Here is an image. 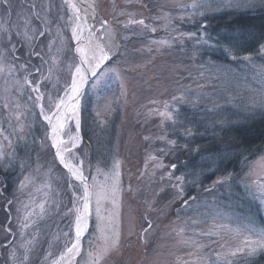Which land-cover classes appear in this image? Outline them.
<instances>
[{
    "label": "rangeland",
    "instance_id": "374dc122",
    "mask_svg": "<svg viewBox=\"0 0 264 264\" xmlns=\"http://www.w3.org/2000/svg\"><path fill=\"white\" fill-rule=\"evenodd\" d=\"M93 1L97 17L96 26L99 27V20H107L114 32V42L119 44L112 61L108 63L114 64L120 75L119 78L113 76L105 79L95 89L89 87L86 91L81 110L83 142L76 151L84 159L86 174L90 176L96 175L97 167L104 172H110L113 162L120 161V180L123 188L119 214L120 247L108 258L106 264H207L203 257L215 259L216 253L222 254V260L232 259L236 262L239 255L225 257L223 254L228 248L235 247L238 239L218 226L227 224L235 227L237 219L246 220L249 217L238 215L232 223L228 212L221 209V200L214 198L211 202L214 204L213 215L205 217L202 212L207 201L190 202L191 199H185V194L180 198L176 195L178 189L171 186L176 183L174 178L185 172V163H181V170H177V166L175 171H172L170 165L175 156L187 150L186 147H179L177 143L181 136H186L187 140L190 138L191 135L186 129L193 131L190 123H193L195 117H198L196 123L202 124L207 119H217L220 123L225 121V115L248 109L245 101L264 89V78L261 76V73H264V51L263 55L251 58V61L230 59L228 62L223 59L216 63L211 58H204L199 50V45L203 43L199 42L197 37L205 38V35L199 33L201 30L197 31L195 22H201L215 11H207L203 17L195 16L190 19L195 10L190 8L184 12L181 6L190 5L193 0ZM10 3V18L5 12V6L0 4V23L9 26L22 24L24 17L32 11L28 5L34 3L35 11L47 15L52 21V35H55L56 25L59 24L64 29L63 36L70 38V27L65 25V20L71 13L64 0H10ZM169 13L173 18L172 26L166 30V21L158 17ZM60 17L65 19L61 20ZM138 19H144L146 23L156 27L157 31L152 33L143 26L132 23ZM32 23L40 26L39 21L33 20ZM125 24L128 26L124 27ZM179 33L195 35L180 36L170 47L152 43L153 40L171 39ZM17 39L14 36L13 43H16L19 49L18 54L22 55L20 60H12L17 66L13 69V76H7L6 72L0 74V127L4 129V135H9L12 140V148L6 151L11 152L14 149L16 153L11 167H0V211L4 213L0 215V229L3 234L2 240L0 239V264H13L10 258L12 248L15 247L18 254L23 252L19 247L22 243L19 220L24 215V204L31 202L35 206L46 198L48 204L45 207L49 211L43 219L36 221L34 227L27 229L25 234L26 240L34 232L38 233L26 264H50L52 259L58 258L64 251L68 240V237L63 235V232L69 230L71 220L70 215H64L66 209L72 206L68 177L56 161L50 139L46 135L45 122L39 116L38 108L32 107V101L27 99L30 94H34L27 88L23 90L22 95L14 88L9 93L3 90L11 84L17 72L21 76L24 74L18 67L21 61L40 66L47 76L48 68L52 65L49 58L55 55V46L53 52L49 53L45 46L49 39L47 33L34 42L33 47L42 51L45 59L49 60L48 64L41 65L38 58L29 55L26 46L21 47L23 41L17 43ZM74 46V41L68 39L66 50L60 54L58 65L53 68L51 81L44 82L47 84V90L44 84H41V90L46 92V104L47 96L55 98L64 81L69 79L67 66L73 62ZM149 48L152 51H149ZM8 55L11 59L12 54ZM27 70L33 71L32 68ZM5 95L9 97L11 105L8 109L3 107ZM181 96L184 99H174ZM16 99L19 100L21 111L31 108L34 113L29 115L27 120L21 117L20 123H31L30 127H25V131L20 133L24 139L17 135V121L14 116L17 110L12 103ZM166 103L172 106L173 110H179L176 114V124L164 120L159 114L164 110ZM255 109L261 108L256 107L252 111ZM187 115L192 116V120H187ZM171 140L176 141L175 146L169 143ZM0 141H3L2 135ZM152 156L157 159H151ZM21 162L24 164L23 169L20 167ZM161 163L165 167H158ZM261 163H264V151L247 160L238 174L233 175L234 182L231 184L232 188L237 187L246 199L257 205L259 216L251 218L258 228L264 225V206L259 203V194L247 190L241 178H247L249 183L255 179L264 180ZM49 169L50 175H45ZM250 171H255V175L248 176ZM8 172L15 173L12 183L16 189L8 191L7 201L2 199V196L5 195L4 178ZM169 172L173 177L171 180ZM29 174L34 177V183L20 191L19 181ZM187 177L184 181V193L191 184ZM46 182L52 184V190L47 197L45 192L48 190L44 188ZM231 187H222L220 192L224 190L227 195ZM53 201L59 202L58 210ZM185 201L187 206L183 207ZM217 202L220 207L216 206ZM210 207L212 208V205ZM208 232L216 234L204 235ZM145 239L147 243L144 242ZM190 241H196L206 247L198 251ZM84 247L87 248L86 243ZM49 252L51 256L48 255ZM83 256L84 252L81 253V257ZM81 257H77V261L83 264Z\"/></svg>",
    "mask_w": 264,
    "mask_h": 264
},
{
    "label": "snow or ice",
    "instance_id": "6c2138e0",
    "mask_svg": "<svg viewBox=\"0 0 264 264\" xmlns=\"http://www.w3.org/2000/svg\"><path fill=\"white\" fill-rule=\"evenodd\" d=\"M65 4L72 9L71 15L65 20V25L70 27V38L63 36V28L57 24L55 35H52L51 24L52 21L47 15H42L35 11L36 5L31 3L28 5L32 11L25 16L22 24L5 25L0 23V74L6 72L7 76H13V69L17 66L12 63V60H20L22 54L19 53L16 43H13V37H17V43H21V47L26 46L31 57H36L40 60L41 65L48 64L42 51H37L33 44L38 41L40 37L47 33L49 39L45 42L49 53L53 52L55 46V55L49 59L52 60V65L48 68V75L45 76L41 71L40 66L31 65L28 61H21L19 69L24 72L21 76L19 72L13 77L9 86L4 88L5 93H9L13 88L20 95L23 94L25 88L29 89L34 95H29L28 100L32 101V107L38 108L39 116L45 122L46 135L51 141V147L54 149V156L58 160L59 165L65 170L68 177V187L72 192V206L66 209L64 215L71 216L68 231L63 232L68 240L65 243L64 251L61 252L58 258L52 259L50 264H80L77 257H81L83 264H106L108 258L119 250L120 247V231H119V214L121 204V194L123 188L121 185L120 161L113 162L110 172H104L99 167L96 168V175L90 176L86 174L85 161L81 154L76 151L83 142V135L81 132V110L82 101L87 95L86 88L91 87L95 89L101 81L112 78L113 76L119 78V71L114 64H109L112 61L115 49L119 48V44L115 43L114 32L107 20H99V27L96 24L89 23L87 15H82L80 8L72 0H64ZM0 4L5 6V12L10 18L12 14V5L10 0H0ZM195 12L189 18L195 16L203 17L207 11H220L222 9H244L245 11H255L257 9H264V0H193L190 5H182L181 10L187 12L189 9ZM203 9V10H201ZM123 14V13H121ZM64 20V17H60ZM92 20H96L95 9L91 16ZM166 21L165 29L172 26V16L167 14L164 17H158ZM33 20L39 21V27L35 26ZM132 23L143 26L144 29L152 33L157 31L156 27L146 23L144 19L132 21ZM128 25L125 24L124 27ZM207 25L201 23V28L206 29ZM175 32V28H173ZM194 33H179V35L172 36L171 39L153 40L152 43L158 46H171L174 42L179 40L180 36H193ZM68 39L74 41V48L72 52L75 54L73 62L67 66L70 74L69 79L65 80L63 86L56 93L55 98L51 95L47 96V104L45 103L46 92L41 90V84H44L47 90L45 81H51L53 68L58 65L60 54L67 48ZM127 39V37H125ZM197 40L207 47H219L221 51L231 60L244 59L251 61V53L239 55V42L241 36L225 37L226 43H221L217 40L215 44H210L209 40L204 37H197ZM152 51L151 48L148 49ZM159 50V48L157 49ZM260 51H264V44L260 46ZM11 53V59H9ZM32 68V72L27 69ZM217 71H223L217 69ZM39 74V75H36ZM264 78V73H261ZM31 77V78H30ZM56 83H59V77L56 78ZM8 85V81L5 80ZM55 87V84L53 85ZM121 87L123 84L121 83ZM174 99H184L181 97H174ZM3 107L8 109L11 107L9 97H3ZM15 109V119L17 121V135L20 139H24L23 133L25 127H30L31 123L25 125L20 123L21 117L25 120L29 115H34L31 108L27 111H21L19 100L12 102ZM245 103L248 109L259 107L264 109V89L259 90L258 94L251 95ZM179 110H173L172 106L167 103L164 110L160 111V116L172 124H176ZM99 115V113H97ZM12 126L11 124L9 125ZM186 132L191 135V129H186ZM0 135L3 136V141H0V167L5 169L12 166L16 153L12 149L11 152L6 149L12 148V140L9 135H4V129L0 127ZM163 139V138H161ZM6 142V143H5ZM169 143L175 146L176 141L171 140ZM163 151V149H161ZM155 160L157 157L152 156ZM20 167L23 169L24 164L21 162ZM158 167H165L163 163ZM172 171H175L176 165H170ZM260 168L264 171V163H261ZM51 169L45 175H50ZM255 175V171H250L248 176ZM169 179H173L171 172L168 173ZM102 177V178H101ZM163 178V177H162ZM175 184L171 186L177 188L176 195L183 198L184 195V181L185 176L179 175L174 178ZM234 179L232 172H225L223 175L217 177L212 185L221 187H231ZM241 182L245 188L253 194L258 193L257 198L259 203L264 206V180L255 179L250 183L247 178L242 177ZM34 183V177L29 174L22 177L18 183V189L24 191ZM254 185V188H253ZM44 188L48 191L45 196L52 190V184L46 182ZM212 188L207 189L211 191ZM195 199V197H191ZM56 209H59V202L53 201ZM48 204V199L36 203L35 206L31 202L24 204V215L19 220V227L21 231V241L19 245L23 249L22 253L17 252L16 248L10 251V258L13 264H26L29 259V254L36 240L38 233H33L32 236L25 240L27 229L34 227L38 219H43L49 211L45 206ZM187 206V201L184 202L183 207ZM35 217V219H33ZM148 227H151V222H148ZM218 227L226 229L230 234L238 239L235 247L228 248L223 254L225 257H237L238 255H245L254 257L257 253H264V227H256L251 217L246 220L237 219L235 227L227 224H221ZM90 228L92 229L90 231ZM181 232L183 229L180 230ZM215 232L204 233V235L212 236ZM87 237V239H85ZM147 243V240L144 241ZM189 243V241H185ZM85 243L87 248L84 247ZM191 245L197 250H201L206 245L198 244L196 241H190ZM51 256V252L48 254ZM222 254L216 253L215 259L203 257L207 264H234L232 259H221ZM199 259V257H198ZM251 264V261L246 262Z\"/></svg>",
    "mask_w": 264,
    "mask_h": 264
},
{
    "label": "trees",
    "instance_id": "16d2710c",
    "mask_svg": "<svg viewBox=\"0 0 264 264\" xmlns=\"http://www.w3.org/2000/svg\"><path fill=\"white\" fill-rule=\"evenodd\" d=\"M201 23H206V29L201 28ZM195 25L198 28L197 31L201 30L199 33L205 35L210 44H215L217 40L226 43V36H241L238 45L241 57L251 53L254 58L263 53L260 51V46L264 44V9L255 11L222 9L202 19L201 22L196 21ZM199 50L204 58H211L216 63L223 59L230 61L219 47H207L203 44L199 45ZM191 117L188 116L187 120ZM196 118L198 117H195L193 123H190L193 131L188 140L186 136L179 137V134L177 136L179 137L177 143L179 147H186L187 150L172 159V164L178 166L177 170H181V163H185L183 175L188 176V180L191 181L190 186L185 190V199L189 200L191 197H195L194 201H207L202 212L205 217L213 215L214 204L211 203L213 198L221 200V209L228 212L232 223L239 217L238 215L243 218L259 216L257 205L246 199L237 187H231L228 191L229 195H226L224 190L220 192L222 188L220 185H216L214 188L212 185L214 180L225 172H232L233 175L238 174L241 166L247 160L264 151V109L237 110V112H233V115L231 113L225 115L223 117L225 121L220 123V120L217 119H213L214 121L207 119L202 124L201 122L196 123ZM82 129L84 134V124ZM86 139L85 136V141H87ZM13 175L15 173L8 172L4 178L5 195L2 196V199H7V201L8 191L16 189L12 183ZM209 188L212 190L208 191ZM192 201L193 199L190 200V202ZM220 204L217 202L216 206L220 207ZM2 213L3 211H0V215L4 214ZM262 227H264L263 224ZM1 231L0 229V239L2 240ZM248 261H251V264H264V253H257L254 257L239 255L234 264H246Z\"/></svg>",
    "mask_w": 264,
    "mask_h": 264
},
{
    "label": "bare ground",
    "instance_id": "6f19581e",
    "mask_svg": "<svg viewBox=\"0 0 264 264\" xmlns=\"http://www.w3.org/2000/svg\"><path fill=\"white\" fill-rule=\"evenodd\" d=\"M72 2L77 4V6L80 8L82 15L88 16L89 23L95 24V21L91 19L93 9H94L93 0H72Z\"/></svg>",
    "mask_w": 264,
    "mask_h": 264
},
{
    "label": "water",
    "instance_id": "95a60500",
    "mask_svg": "<svg viewBox=\"0 0 264 264\" xmlns=\"http://www.w3.org/2000/svg\"><path fill=\"white\" fill-rule=\"evenodd\" d=\"M66 6H67L69 12L72 13V9L70 8V6H68V5H66ZM86 90H87V88H86ZM50 142H51V141H50ZM53 153H54V149H53ZM56 161H57V163H58V165H59V162H58L57 159H56ZM59 167L65 172V170L62 168V166L59 165Z\"/></svg>",
    "mask_w": 264,
    "mask_h": 264
}]
</instances>
